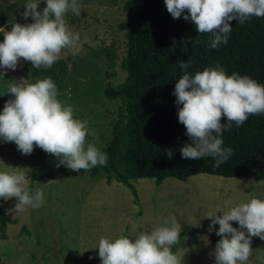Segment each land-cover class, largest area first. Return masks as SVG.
<instances>
[{
	"label": "rangeland",
	"instance_id": "obj_1",
	"mask_svg": "<svg viewBox=\"0 0 264 264\" xmlns=\"http://www.w3.org/2000/svg\"><path fill=\"white\" fill-rule=\"evenodd\" d=\"M126 1L77 0L80 14L69 11L65 18L69 29L79 33V50H65L54 63L60 68L61 62L67 64L58 99L73 106L74 118L88 122L97 139L92 135L86 139L100 150L110 143L121 109V102L108 99L105 89L118 86L126 78L120 66L126 55V39L119 29V24L128 19L123 9ZM27 3L28 0H0V27L10 30L13 23H31L30 17H22ZM45 6V0H41L38 8ZM110 46L117 55L114 69L104 55L93 54ZM26 71L32 73V65L23 58L15 70L0 68V72H5L0 76V113L5 102L14 98L7 93L10 84L39 79H26ZM58 163L56 157L38 146L34 145L30 155H24L14 142L0 138V171L19 169L27 175L29 185L38 177L33 191L41 189L45 201L39 209L28 207L12 216L16 223L9 225L5 239L0 234L3 264H101L96 253L102 236L114 239L125 235L134 239L138 232L151 231L171 217L181 225L182 246L174 253L181 264H216L213 253L221 238L216 235L219 225L209 231L211 219L206 216H222L219 211L252 197L264 199V182L197 175L184 182L170 178L160 187L153 179H137L133 182L136 200L113 177L108 181L105 173L96 178L81 172L68 175L65 166H57ZM193 219H200V226H193ZM230 223L239 228L237 222ZM251 248L248 264H264V240L252 237Z\"/></svg>",
	"mask_w": 264,
	"mask_h": 264
},
{
	"label": "clouds",
	"instance_id": "obj_2",
	"mask_svg": "<svg viewBox=\"0 0 264 264\" xmlns=\"http://www.w3.org/2000/svg\"><path fill=\"white\" fill-rule=\"evenodd\" d=\"M167 11L174 19L183 16L191 20L198 33H211L210 47L227 44L232 30L230 21L245 23L250 17H264V0H164ZM41 0H28L24 20L31 23H13L10 30L0 27V68L15 70L21 58L31 62L37 69L51 68L65 50H79V33L67 26L66 14H80L77 0H45L46 6L39 10ZM187 44V41H185ZM187 51V47L183 49ZM179 67L185 74L175 84L174 95L182 107L178 120L186 128L191 143L181 148V156L199 160L211 156L214 166L228 160L231 148H224L222 133L235 124L240 127L250 115L264 113V85L248 76L237 73L227 75L217 66L187 73L188 63L181 61ZM5 72H0L4 76ZM7 93L14 98L5 102L0 113V138L14 142L24 155H30L34 145L75 172L90 171L106 166L108 156L94 142H88L90 132L87 121L74 118L71 105L63 104L54 81L49 78L10 84ZM226 117L227 123H221ZM168 159L173 158L170 149L165 150ZM27 175L15 169L0 171V198L15 199L14 207L6 214L22 213L26 208L39 209L44 204L41 189L30 191ZM206 217L211 219L209 231L218 224L216 235L221 237L215 246L216 264H248L252 253L251 239L264 240V199L252 197L228 210H221ZM237 222L239 228L233 227ZM193 226H200V219H193ZM243 229V230H242ZM246 230V231H244ZM181 225L171 217L151 231H140L134 239L120 235L114 239L101 237L98 255L101 264H181L172 252L179 243Z\"/></svg>",
	"mask_w": 264,
	"mask_h": 264
},
{
	"label": "trees",
	"instance_id": "obj_3",
	"mask_svg": "<svg viewBox=\"0 0 264 264\" xmlns=\"http://www.w3.org/2000/svg\"><path fill=\"white\" fill-rule=\"evenodd\" d=\"M123 9L128 19L119 24L126 39V55L120 66L126 78L118 86L105 89L108 99L121 102L112 139L101 149L108 156L107 164L80 172L90 174L91 178L105 173L108 181L113 177L136 200L138 194L133 182L137 179H153L157 187L170 178L184 182L197 175L264 182V113L250 115L242 126L233 124L230 130L223 131L222 147L231 148L232 153L216 167V159L211 156L199 160L182 158L180 150L191 140L178 120L182 105L174 95L175 84L185 74L179 67L181 61L189 64L186 71L191 75L220 66L227 75L237 73L264 85V17L253 16L243 24L230 21L232 30L227 44L211 48L212 34L198 33L190 19L184 20L187 10L174 19L164 0H127ZM2 16L0 13L3 21ZM185 47L187 51H183ZM93 54L104 55L109 67H116L117 55L112 46ZM61 65L62 68L53 64L48 69L32 66V73L26 71L24 77H50L61 94L67 64L61 62ZM221 123H227L226 117H222ZM166 149L172 150V159L167 158ZM63 169L68 175L78 174L66 167ZM33 182L28 187L34 193ZM15 202V199L0 198V234L4 239L9 225L16 223L12 218L16 213L6 214ZM181 236L179 243L173 245V253L182 246ZM0 264H3L1 256Z\"/></svg>",
	"mask_w": 264,
	"mask_h": 264
}]
</instances>
